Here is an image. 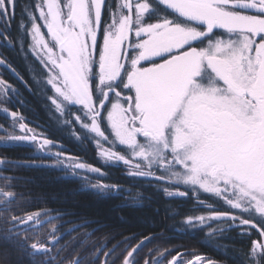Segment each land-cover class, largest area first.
<instances>
[{
	"label": "flooded vegetation",
	"instance_id": "flooded-vegetation-1",
	"mask_svg": "<svg viewBox=\"0 0 264 264\" xmlns=\"http://www.w3.org/2000/svg\"><path fill=\"white\" fill-rule=\"evenodd\" d=\"M64 1L43 0L41 3L45 15L42 28L53 46L51 50L55 57L51 66L44 62L49 76L56 73L67 85L69 94L77 98L61 77L57 65L62 62L73 70L79 68L81 85L89 100L86 97L77 100L95 111L104 108L105 103L99 100L103 101L102 95L110 89L128 99L130 96L132 108L135 111L138 108L143 114L141 126L147 130L143 131L145 139L152 141L154 137L150 133L158 130L165 152L161 168L140 173L122 169L124 174L146 176L147 182L160 183L157 187L162 194L170 190L172 198L182 199L190 194L194 207L207 211L201 223L215 226L211 231L213 235L224 233L248 242L244 261L240 264H255L248 258L250 245L260 238L258 231L264 229V41L253 50L255 38L250 37L248 29L264 27V20L236 11L233 5L239 7L240 0H154L160 6L158 18L149 5L152 0H138V4L136 0H126L123 3L126 15L112 25V15L117 11L119 0L113 10H109L108 0H66L67 6ZM16 3L17 0L14 13ZM48 3L56 8L53 19L48 15ZM41 4L36 13L37 25L33 27L38 28L41 22ZM14 13L12 0H0V60L4 63H0V76L8 72L19 80L2 54V50L8 52L14 48L8 37ZM138 17L143 21H138ZM124 23L129 39L124 41L116 57L113 72L100 73L104 46L108 47L114 41ZM108 31L109 36L106 35ZM88 32L94 33L95 39ZM180 61L185 62L171 78L181 79L188 73L187 79L185 82L176 80L174 84L167 80L166 70ZM217 65L224 67L226 77L217 71ZM85 67L91 68L88 75ZM160 71L165 73L160 76L158 89L154 77ZM102 80L109 85L100 86ZM2 86L9 88L6 83H0ZM66 107L82 109L80 105L67 104ZM8 111L14 114L11 119L5 116L12 125L13 136L40 137L16 117L19 115L16 110ZM170 122L177 129L171 136L170 131L167 132ZM174 136L175 140H172ZM179 137L185 140L186 146L182 149L191 155L198 182H207L206 186L179 184L168 174L174 170L167 168L165 163L171 162L173 156H167L166 149L174 148L173 143ZM60 148L59 145L49 146L51 155L48 156L37 152L43 159L40 165L65 168L71 173L97 174V170L85 164L82 158L69 152L63 154ZM6 170L0 169L2 174ZM180 170L176 166L175 174L178 175ZM34 217L39 220L41 215ZM176 234L175 242L184 236L192 237L181 232ZM161 237L136 239L129 236L112 245L102 242L98 244L94 264H116L117 257L129 250L123 264H129V261L131 264H224L210 257H184L186 252L178 245L165 252L158 250L159 242H156L150 249V241ZM126 241L128 243L123 246ZM141 248L146 251L139 256Z\"/></svg>",
	"mask_w": 264,
	"mask_h": 264
},
{
	"label": "trees",
	"instance_id": "trees-1",
	"mask_svg": "<svg viewBox=\"0 0 264 264\" xmlns=\"http://www.w3.org/2000/svg\"><path fill=\"white\" fill-rule=\"evenodd\" d=\"M42 1L17 0L8 32L14 48L2 50L19 80L8 72L0 76L1 85L9 86L0 87V160L10 165L0 177V264H94L102 242L112 245L129 236L158 235L161 239H152L150 249L159 242L158 250L178 245L186 252L184 257L242 263L248 242L224 233L213 235L215 226L200 221L207 211L196 209L190 194L176 199L167 190L164 197L157 187L160 183L131 177L121 167L103 165L96 157L100 136L88 131L89 116L82 109L56 103L48 70L33 53L31 31ZM108 3L113 10L116 0ZM149 5L158 18L159 2L152 0ZM5 110H16L23 124L59 145L61 153L82 158L97 174L40 165L43 159L31 146L7 141L6 136L13 134ZM39 214L36 224L25 225ZM177 232L192 237L175 242ZM139 251L141 256L146 250ZM129 252L115 263L123 264Z\"/></svg>",
	"mask_w": 264,
	"mask_h": 264
},
{
	"label": "rangeland",
	"instance_id": "rangeland-1",
	"mask_svg": "<svg viewBox=\"0 0 264 264\" xmlns=\"http://www.w3.org/2000/svg\"><path fill=\"white\" fill-rule=\"evenodd\" d=\"M59 1L62 2L63 0ZM68 1H64L66 6L68 5ZM125 2L126 0H119L117 11H115L112 15V25H115L124 17L123 14H125V12L123 3L125 4ZM136 3L138 4V0H136ZM42 9L43 7L41 4V6L39 7V19L41 20V22L38 28H32L31 44L33 53L38 56V58L43 63H49V65L51 66L50 63L55 60V57L53 50H51L53 46L50 40L47 38L44 27L42 28V22L45 16ZM138 18V21H143L142 17ZM88 33L89 36H92L95 39L94 33ZM108 34L109 31L106 35L109 36ZM0 63L4 64L1 60ZM90 72L91 68L89 69L88 67H85V73L88 75ZM101 82L102 83L100 86H102V84H104L105 86L109 85V83L105 80H102ZM49 85L52 89V92L55 94L56 103L64 105L70 104L74 106L80 105L84 113L89 116L91 126L89 125L88 128H86L90 133L94 134V136H97V134L100 136L98 140L100 143L98 147V155L103 165L121 167V169L126 170L128 173H140L144 172V170L146 171L147 169L152 170L153 168H161L162 164L164 163L163 156L165 148L162 145V141H160L161 139L158 138L159 132L158 130H156L150 133V136L154 137L152 141L145 139L143 131L147 130L145 128L143 129V127L141 126L143 114L138 112V108H136V111L132 108L130 104V96L128 99V96L124 94H116L110 89V91L108 90L107 93L105 92L102 95L103 97L100 96L103 98V101L99 100V102L105 103L104 108L100 111H95L91 110L86 103L79 102L77 98L71 96L68 92L67 85H65V83L60 80L56 73H53L52 76L50 75ZM112 93H114V96L110 97ZM100 97H98V99ZM19 128L20 127H18V129ZM173 130L176 131L177 129L175 127V124L173 122H170L167 126V132L170 131V136L173 134ZM6 138L7 141L11 143L18 142L25 145H30L35 148L36 152L44 156L51 155V151H49L48 149L49 146L52 145H47V143L44 141L45 139H43L42 137L35 138V135H32V137L29 138L25 137L24 134H18L16 136L7 135ZM171 138L172 140H175V136ZM182 139L184 138L179 137L178 141H175V144L173 143L174 148L169 147L168 149H166L167 156L169 154L173 156V158H170L171 162L165 163V166L167 168L174 170V173L168 174L172 175L173 181L179 184L182 183L186 186L192 187L206 186L207 182H204L202 184L198 182L196 173H194L191 164V155H189L187 152H185V150L182 149L186 146L184 144L185 140ZM166 140L168 139L166 138ZM6 166H10L9 162L0 160V169H2L3 167L5 168ZM176 166H179L181 169L180 172H178V175L175 174ZM1 176L3 175L0 171V177ZM29 223L36 224L35 217L32 219H28L25 225Z\"/></svg>",
	"mask_w": 264,
	"mask_h": 264
},
{
	"label": "water",
	"instance_id": "water-1",
	"mask_svg": "<svg viewBox=\"0 0 264 264\" xmlns=\"http://www.w3.org/2000/svg\"><path fill=\"white\" fill-rule=\"evenodd\" d=\"M46 6L48 9L49 17L51 19L55 18L56 17L55 6L53 4H50V3H48ZM129 20L131 21V15L129 17ZM128 39H129L128 38V32L126 31V26L124 23L119 28L114 41H112L108 47L106 45L104 46L103 55H102L100 65H99V72L100 73H105V72L111 73V72H113V69L116 65V57L118 56L124 41H127ZM183 62H185V61L177 62V63L171 65L170 67H168V69L166 70V74H167L166 78L168 81L174 82V84L176 83V80L179 82L180 81H182V82L186 81L188 73H185L184 78H181V79L180 78H176V79L171 78L172 74H174L178 71L180 64H182ZM216 68H217V71L219 73H221V74H223V76H225V74H224L225 70H224L223 66L217 65ZM57 69L60 72L61 77L67 81L70 88L75 92L76 97L78 99H82V98L86 97V99L89 100V96L84 91V89L82 88V85H81L80 73L78 71L79 68H77V70H73L61 62L59 65H57ZM164 73H165L164 71H160L154 77V82H155L158 89L160 88V80H161L160 76L163 75ZM4 114H6L8 119H11V117L14 116L13 113H11L10 111H6V110L4 111ZM16 117L20 118L19 115ZM44 141L47 143V145L54 144V143H51V142L46 141V140H44ZM142 177L146 178V176H142ZM133 253L134 252H132V254Z\"/></svg>",
	"mask_w": 264,
	"mask_h": 264
},
{
	"label": "snow or ice",
	"instance_id": "snow-or-ice-1",
	"mask_svg": "<svg viewBox=\"0 0 264 264\" xmlns=\"http://www.w3.org/2000/svg\"><path fill=\"white\" fill-rule=\"evenodd\" d=\"M13 5V13H14V5L15 0H12ZM236 11L246 12L251 15L253 18H261L264 20V0H240V6L237 7L233 5ZM215 31V29H213ZM249 35L254 36L255 42L252 44L253 50L256 49L257 45L264 41V27L256 28V29H248ZM251 235V232L248 233ZM258 237L264 238V229H260L257 233ZM258 238L253 241L250 245L249 250V260L255 262V264H262L264 261V240Z\"/></svg>",
	"mask_w": 264,
	"mask_h": 264
}]
</instances>
